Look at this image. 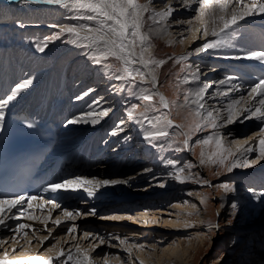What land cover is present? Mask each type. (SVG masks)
<instances>
[{"label":"rangeland","instance_id":"1","mask_svg":"<svg viewBox=\"0 0 264 264\" xmlns=\"http://www.w3.org/2000/svg\"><path fill=\"white\" fill-rule=\"evenodd\" d=\"M245 2H249V0H245ZM193 4L195 3L193 2ZM63 9H67V8H63ZM190 10L191 11H189L190 13L188 15H191L192 17H197V13L195 12L196 7H193V9L190 8ZM201 12L203 13L209 12L210 19H212L213 10L211 9V6H202ZM90 14L92 13L88 12L87 10H84V12L80 16L86 17L87 15ZM69 18L76 20L77 22L60 23L59 18L55 19L56 22H48L45 20L33 21L31 19H28V17L24 18L23 21L20 19V17L15 19H10L9 21L0 20V44L4 42L3 40L5 37L11 39L6 42L9 41L10 43L11 41L15 42V38L17 37V34H19L20 32V35L18 36L16 41V47L19 49H24V51H29L28 49L25 48L30 47L35 51L34 53V51L32 50L35 55L39 54L37 55V57L45 60V63H43V65L40 67L41 68L40 71L45 75L47 73H50L52 71V68L54 69V67L57 64V59L60 56V54L59 56H57L58 53L62 52L67 42L73 36L65 32L61 34L59 39L48 40V37L54 36L57 32H60L61 29L64 28L65 26L79 27L80 25H84L78 23V18H72V17ZM251 20L254 23L256 22L257 26H264L263 24H258V22H260L258 16L247 17L245 21H243L242 23L243 25L239 24L236 26V30L232 34L228 45H224L214 50H206L205 52L198 54L192 53V55L189 56L187 60H183L180 63H177V60H179L181 57L187 56L190 53L189 51H183V48L185 47V45H187L186 40L190 38V32L182 33L180 31H174L172 37L170 36H167L166 38L158 37L159 38L158 39L155 38V36H153L152 34H150L149 30L148 31L143 30L144 32L148 33L151 36V44L153 45L147 52L144 53V56L146 58L155 57L157 59H163L166 61V63L162 67L156 69L155 74L157 77L159 76L158 84L160 82V86H161L160 88L168 95L169 101H175V103L170 106V109L161 108L160 112H150L147 114L149 117H155L160 115L161 113H168V119H170L173 122V126L167 129L170 134L169 138L167 140H159L154 142L158 147L161 144L164 145L162 148H160L161 150H158V153L165 154L166 158L162 162L158 163L157 161H154L152 157H149V154L147 155L145 151L142 152V150L139 148L140 145L138 146V144L136 143L139 138L135 139L136 132L133 129H135L134 127H138V124L136 125V122L128 119L127 112L131 108V105L139 104L140 107L136 109L137 119H143L139 115V113L144 111V102L136 98V96L139 94L138 88H132L130 90L126 82L124 81L121 82V80H117L114 78V75H118L119 73H114L113 71H109L108 73H106V75L102 80L88 82L87 86L90 92H92L90 93V95L93 97V101L96 103V101L99 100L100 102L97 104H102L101 107H98L94 110L90 109L91 111L89 109L85 110L84 107H87L85 105L87 104L88 106H90L92 102L83 104L81 102H78L79 100H77L76 98H72L71 100H73L75 104L77 103V105L83 106L84 109H82V107L79 106L80 109L75 110V108H72L71 110L73 111V114H75L76 117H78V115L80 116L81 113L85 114L86 112L99 114L104 109H111L113 103H115L114 104L116 105L115 110H117L118 112L116 121L114 125H112L110 131L105 134L106 137L104 136V139L103 137L101 138V142H104L106 140L112 142L115 140L114 144L116 143V146L117 145L120 146L123 144L120 143L122 142L121 141L122 138H124L125 136H126L125 138H127L129 136L127 139L123 141H125L126 143L130 141L131 146H125L122 148L117 146L120 149H125V151L126 150L128 151L127 152L128 158L123 163L126 171L118 175L124 176L126 178L140 179L141 183H139V185L134 187H137L138 190H141L143 192L146 191V193L145 194L136 193L134 194L135 198L141 199L142 201L147 199L148 200L151 199V200L147 203L132 202V204L130 205H125V203L120 202L113 206L104 207L101 206V203L105 204V201L98 203L97 200H91V199L88 200L86 198H81V196H79V202L84 200V202L80 203V206L82 208L81 211L78 210V212L81 213L80 217H82L83 219L64 220V225H63L70 227H72L74 224L77 225V227L75 226L76 227L75 232L69 233L67 231V228L64 227L58 228L59 226H54L53 223L55 220L50 221L49 225H47L50 226L48 230V228H45L46 224L48 223V220L45 218V220H47L45 224V220L41 219L39 221H44V223L42 225H40V223H36V227H35L37 229L36 231H34V224L29 225V228L32 229L35 233H29L28 235L21 236L20 234H17V232H14V235L8 236L7 238H3L2 240L8 245L5 246L0 245V257L4 256V252L7 253V251H10L11 253L13 252L12 254L16 256V259L20 258L23 259V261L26 262V264H32L33 260L39 261L36 256H33L34 255V253H32V250L34 249L32 247L33 245L38 246L36 251L35 249L34 251L39 256L40 254H43L42 251L43 250L45 251L47 248L58 250L59 247L62 246L67 247L70 244H72V246L68 247V249L65 251V255L63 257L56 259V256H54L53 264H65V262L66 264H75L74 262L75 258L76 257L79 258L83 253H88V255L91 257L90 264H105L104 257H106L107 255L116 254V253L113 254L110 253L112 252L110 251V249L112 248H118L119 250L117 251L119 255L125 256V258H123L124 264H140V262L143 261V257L141 256V254L146 252L148 248L149 249L151 248L152 251L155 250L154 253L158 254L160 253L159 250L163 246H165V244H168L169 242H172L177 238L184 239L191 234H192L191 236H193L195 235V232H197L196 234L198 233L199 234L205 233V234L203 237L200 236L201 238L194 237L193 242L195 243L194 244L195 247H191L189 248V250H185L181 248L180 249L181 256L179 257L177 255V259L174 258L167 260L166 257H163L165 259L161 260L162 264H225L226 262L227 264H262L261 258L264 257V252L262 251L260 254H258V252L260 246L264 247V245L261 243L262 241L259 242V239L261 240L264 239V197H262L260 203L258 202L259 203L258 206L260 208L259 207L252 208L250 212H246L244 209H242L244 208V206L246 207V204H244L245 203L244 200H242V202L239 203L236 202V199L238 196L239 197L241 196L243 197L241 199H244L245 193L250 191L249 188H254L256 186L255 184L244 183V181L241 180V178H238V176H241L243 172H248L250 170H255L256 168H261V167L264 168V160L262 161V163H256L251 167L241 166L234 168L231 172L227 171L226 166H221L219 164L212 163L211 161L201 165L200 160H201V152L203 151V145H201L199 141L206 138L209 135H214L213 131H215L216 129H213L210 126H205L201 131L190 132L192 125L199 118L195 117L192 111V109H194L196 106L195 105L187 106L185 105V101H184V96L187 94L188 90H192L191 87L192 84L189 77L192 76V72L194 71L195 66L198 65L199 69L203 71H212V72L216 68H219L218 70L221 72L219 78L216 76L214 78L209 76L205 81V83L208 82L212 83V86L214 84H216L217 86L220 80H224L225 78H227L230 72H228V69L226 68L224 69V67L228 66V61L224 62V60L230 57L232 58L234 56L235 57L244 56L243 52H239V50L237 53L234 54L229 49L232 46H237V47L240 46L239 42H236L235 39L238 37L242 39L247 36L252 26ZM96 24L97 21H94L93 26L95 27ZM24 31H28V33H33L31 34L29 40H28L29 36L21 34ZM173 37H175L176 39ZM212 39H216V37H213L211 35L201 45ZM166 41L172 42V44L167 43ZM44 43H47V47L43 51L45 52V54L41 53L38 50V45H43ZM86 43L87 42H83L79 45V47H77V54L75 60L78 62L79 65L78 67L80 71H84L85 67L90 68L91 66L93 69L92 68L89 69V77L94 78L96 73L98 74L99 71L103 69L104 64H113L119 67V62L111 57H109L107 60L102 61L101 64L94 63L90 57L95 51L93 52L91 51L93 49L92 47L84 46ZM192 44L194 43H191V45ZM137 47L140 49L139 45ZM238 53H240L241 55ZM97 55L99 54L97 53ZM207 56L209 58L210 56L214 58L217 57L219 60L206 65L201 64V60ZM185 65H192L193 67L186 68L185 71H181V68L184 67ZM136 66L137 64L134 65V67ZM185 78H187L188 83H184ZM79 81L82 80L79 79ZM102 81L108 83L109 86H111L112 89L108 93L102 90L103 84H100V82ZM136 83L140 87H144V88L151 89L152 87H155V85L150 83L149 79L148 81H145L143 84H141L139 80H137ZM114 86L121 90L116 91ZM250 89L251 87H248V89L241 91L239 90V88L237 89L234 88L233 86L224 85L223 89H221L222 90L221 93L229 94V92H231V94L236 98V100L241 101L240 104L237 105L238 107L248 99H249L248 102L251 101V98L248 96ZM130 92H135L136 95H132L130 94ZM106 97L108 99H106ZM241 97H243L242 100ZM156 100L157 101L159 100L158 96L156 97ZM223 102L225 104V102L227 101H223ZM205 110L206 109H202L201 111H205ZM213 115L217 118V123L220 124L222 121L219 120L218 114L216 113ZM246 115L247 113H245V116ZM93 116L94 115H92V117ZM96 116L99 117L100 120H103L105 118V116H99V115ZM241 117L244 120L243 124L246 125V129H242V130L240 129V131L244 133L242 135L243 137H246L250 135V133L255 131L256 133L259 132L258 130H260V127L252 126V122L255 121L254 119L255 117L251 119H245L244 116ZM70 118L71 117H68V119L64 120L65 125L67 126L69 125V129L71 128V130L68 129V131L65 132L64 134L65 138L63 139V141L66 140L67 142L65 141V143L63 144L61 143L63 145V147L61 146L62 148H67L68 146H69L68 148H70L75 145V142L77 140H79L75 135L76 132L74 133L73 131L74 130L73 127L70 124H66V122L69 123ZM121 121H123V123H121ZM119 123L120 125L117 126ZM176 125H183L184 127L182 128L175 127ZM116 128L119 129L122 128V133L117 134L118 132L113 130ZM114 131L115 133L117 132L116 135H113L111 133V132L114 133ZM182 132H190V135L188 137L189 143L187 147H184V145L182 144V141L185 139V137L181 135ZM108 134L110 135L108 136ZM65 135L68 137L67 139ZM114 136L117 138H115ZM72 137H74L76 141ZM118 139L120 140V142H118ZM172 140H176L177 143L172 146H169ZM73 143L74 145H72ZM146 144L147 146L150 147L151 150L153 151L156 150V147H154L152 144H149L147 141ZM134 145H136V147L132 148ZM210 146L212 147V149H214L215 143L213 142L212 144H210ZM224 146L226 148H230L231 151L234 153V155L230 157L229 160L226 162L229 165L234 159H239L241 162H243L244 160H253L258 155V150L255 149L254 151L248 153V155H244L243 157L239 158L237 156L238 155L237 152L241 149L240 146L239 148L234 147L233 144L230 143V140L225 141ZM117 147L114 146L112 147V149L114 148L116 149ZM177 148H183V150L177 151L176 150ZM136 150L137 153H134ZM181 152L184 153L185 158L180 155ZM113 153L116 154V152L114 151ZM130 158L132 159L131 162L129 161ZM169 159L176 161L177 167H183L189 163L195 166L192 167L191 169L185 167V172L182 175L186 176L187 179H184V181L181 182L175 179V175H176L175 169L172 166L167 165L166 161ZM111 161L113 162V160ZM98 162L99 163H97L96 165L91 166L87 169V170L94 169L95 173H89L86 176L89 175L102 176L103 175L102 172L110 170L107 167L111 162L110 163L104 162L102 157L101 159L98 160ZM131 163L133 164V166H131ZM205 180L208 181L207 184L200 182ZM239 180H240V186H237L236 182H239ZM224 183L231 184L235 190L226 192L223 188L219 187V185ZM181 186L184 188H182ZM161 188L165 189L166 191L168 190L167 192H169L171 196H162L159 197L160 200L158 199L155 201L154 199L157 197H152V196L158 195L155 194L156 192L166 193ZM260 188L261 187L256 186V189H260ZM170 189H172V191H170ZM186 190H189L191 194L190 192L186 193ZM198 193L203 194L205 198L201 200L200 197L197 195ZM68 195L69 194L60 197L54 196V198L55 201H57V200H61L62 198H67ZM225 195L230 196V198L228 199V201H226V203H224ZM166 197L168 199H166ZM111 198H113V196H111ZM230 200L232 201L228 205V202ZM123 201H127V200H123ZM175 203H177L176 205H178L179 203L182 210L178 208L174 210H172V208L170 209V207L175 205ZM83 204H88V207L90 209H84L85 211L83 212V208H84L83 206H85ZM232 204L238 206L233 208ZM239 205H242V208L239 207ZM96 208H98L99 211L96 212L94 215L91 214L92 213L91 210L93 209L95 210ZM161 209H165V210L167 209V211L171 212V214L161 212V213H157L156 217H153V215H151L152 212ZM118 213H123V214L125 213V215H127L128 217L123 219L103 218V217L114 216V214L118 215ZM52 214L53 212L47 215V217H51ZM145 214H148V216H145ZM25 217H27V214ZM77 217H79V215ZM129 217H131V219H129ZM165 217L171 219V221L164 222L163 220H165ZM156 218L157 220H155ZM182 220L186 221L189 226H187L186 229L184 228L180 230L175 229L174 232H170L171 228L167 226H174V225L177 226L178 222H183ZM216 225H218V227H215ZM180 226L182 227L183 225L179 224V227ZM77 229L79 231H77ZM232 231L235 232L233 233ZM245 231H248L246 232L249 233L248 236L247 235L243 236V233ZM85 232L92 233V235L84 236ZM29 235H32L33 237L31 238ZM116 236L120 237V239L126 240L125 244L132 241L139 244V246L137 247L135 246L136 248L132 249V251H129L125 247L126 246L125 244H120L119 240L113 239V237ZM99 237L104 238L105 242L103 244L99 243L100 242ZM202 238L203 241H201ZM254 239L256 240L254 241ZM152 242L158 244L157 249H153V245H151ZM82 243H86V244L83 245ZM233 243H236V247H234V249H232L231 247ZM80 244L82 246H80ZM249 244L251 247H249ZM52 245H55V247L53 248ZM78 248L79 251H77ZM22 249L25 250L24 253H21V251H23ZM70 253L74 256V259L70 261L67 260L65 262L58 261L63 258L66 259ZM156 254H151V256L146 257V261H143V264H158L157 263L158 257L156 256ZM8 258L10 259V256L5 259L9 260ZM108 262L109 264H114L112 260H108Z\"/></svg>","mask_w":264,"mask_h":264},{"label":"bare ground","instance_id":"2","mask_svg":"<svg viewBox=\"0 0 264 264\" xmlns=\"http://www.w3.org/2000/svg\"><path fill=\"white\" fill-rule=\"evenodd\" d=\"M139 2L144 4V3H147V0H139ZM193 2L195 4H193ZM247 3H249V2H245V4H247ZM169 6H171L175 10H174L172 16L169 17L166 22L165 21H159L158 23H153V21L151 19H149V17L152 15V12L149 11V13L148 12L145 13L144 15H145L146 24H145V27L143 30H146V31L149 30L150 34L155 36V38H158V37L166 38L167 36L172 37L174 31H180L182 33L190 32V38L191 39L189 38L188 40H186L187 45H185V47L183 48V51H189L190 53L194 54L195 53L194 49L201 47L202 46L201 44L203 42H205L208 37L211 36L212 29L214 27L219 29V27H221V23H220L218 17L224 13L220 12L219 5H217V4L211 5V9L213 10L212 19H210V13L209 12H206V13L201 12L202 5L200 3V0H191V2H188V0H153V3L151 5H149V8L155 9L156 11H162V10H166L167 7H169ZM234 6L235 5H229V12L231 11L232 7H234ZM193 7H196L195 12L197 13V17H199V18L192 17L191 15H188L190 13L189 11H191L190 8L193 9ZM240 7H242V6H240ZM63 8L64 7H62L60 5H49V4L34 2V0H20V1L0 0V20L1 21H3V20L9 21L10 19H15L18 17H20V19L23 20L24 18L28 17V19H31L33 21H44L45 20L48 22H56L55 19L59 18L60 23H66V22H70V23L75 22L76 23L77 22L76 20L69 18V17H72V18H78L79 24H84V25H88V26L90 24V27H94L93 26L94 21L84 19V18H82L83 16H80L84 12L83 9L72 10L69 8H67V9H63ZM199 13H201V14H199ZM86 14H88V13H86ZM184 16H186V17H184ZM253 16H258V19H260V22H258V24L264 25V15L258 14V15H253ZM248 17H251V16H248ZM214 19H215V22H213ZM245 19L240 21L239 24H242L243 21H245ZM189 21H191V23H189ZM205 27H207V29H208L207 35L204 34ZM150 29H152V30L161 29V31H159L157 33L155 31H150ZM254 30L260 31V28L258 27V28H255ZM173 38H175V37H173ZM73 40H75L74 37H72L67 42V44L63 48L62 52L60 53V56H59V59L57 60L56 66L54 67V69H52L51 73H49L50 76H48V77H50V78H47V79H45L44 74L39 70L40 67L43 65V63H45V60L42 58H38L37 55H35L32 50L31 51H24V50L21 51V50L16 49V47H14L12 45L10 48L11 49L10 53H13L15 55V59L11 58V59L7 60V59H3L4 54H6L5 49L0 48V63L3 64V66H4L3 71L0 74V77L2 76V79L4 82L0 85V90H2V93H3V95L1 97H3V99H7V97L9 95H12L13 89L16 87V85L19 83H22L24 80L31 79L33 81V83L30 86L21 90L17 94L16 99L9 101V103H19L18 106H9L7 104L2 108V111L4 112V114L8 113V111L10 109H14L16 111H22L23 110V112H25L27 110H33V111L36 110L37 112L45 113L44 119L47 122H51L52 124L57 126L58 131H59V135L61 138V135L63 133L65 134V129L63 130V128H65V126L63 125L64 116H67L65 113H70V111H71L70 108H75V110L80 109L79 105H77V103L75 105H71V102H68L69 99H71L70 96L76 95L75 92L77 89H79V99L76 98L77 100H79L78 102H81L83 104H86L88 102L89 103L92 102V104L90 106H88L87 104L85 105V106H87V107H84L85 110H87V109H89V110L93 109L94 110L98 107H101L102 104H97L93 101V97L90 95V93H92V92H90L87 85H88V82L102 80L104 78V76L106 75V72L103 68L99 71L98 74L96 73L94 78H90L89 77V69L92 68L91 66H90V68L85 67L84 71H80L79 67H78L79 66L78 62L75 60L76 59L75 57L77 54V47H79V45L83 42L80 40H76V42L74 43ZM235 40H236V42H239L240 48L237 46L230 47L229 50H231L232 53H234V54L237 53L238 50H239V52H243V55L244 54L247 55L248 51H251V52L252 51H263L262 49L264 48V44L258 46L259 44H256V42L253 41L254 40V34L251 35L250 33H248L246 37H244L242 39L238 37ZM192 41H194V42H192ZM167 43L172 44V42H167ZM191 43H194V44L191 45ZM92 48H93L91 50L92 52L96 51L95 47H92ZM136 52H137V54H139V52H140V49L138 47H136ZM238 54H240V53H238ZM245 57L246 56H237V57L234 56V57H232V58L230 57L228 59L224 58L225 59L224 62L228 61V66L224 67V69L226 68V69H228V72H230V74H228L227 78L224 79V80H226L225 84L219 83V84H217V86H216V84H214L212 86V83H209V82L205 83V81L207 80V78L209 76H211L213 78L215 76L218 78L220 77L221 72L218 70L219 68H216L215 70H213V72L212 71H203L200 69L201 71H199V73H197V75H199V80H194L192 76L189 77L191 80V84H192L191 85L192 90L203 87L205 84L210 85V87L207 88L205 100L202 101V103H205V109L206 110L215 109V111H213V114L217 113L219 120L222 121L219 124L221 126L216 128L215 131H213L214 135L216 133H219L220 135H222L224 137V140H223L224 145H225V141H229V140L231 141L233 139L239 140L240 141L239 144H233L234 147H238V148H239V146L241 147V149L237 152L238 155L236 154L239 158L243 157L244 155H248V152L244 151V149L248 146H252L254 148V150L257 149L259 152L258 141L260 139V136L254 135V133H256V131L252 132V133H250V135L246 136V137H251V138L248 139L247 142L245 143L246 137H243L242 135L244 133L240 131V129L241 130L246 129V125L243 124L244 120L242 119V117H240L239 120L234 119V122L231 124L226 122L227 117H228L227 108L233 100H236V98L231 94V92H229V94H222L221 89H223L224 85L233 86V87L235 85H239V90L244 91V90L248 89V87L252 88L256 83L259 82L260 79H264V62L259 61V63H254L253 62V61H255L254 59L249 60V59H246ZM216 58H214L212 56H210V58L208 56L204 57V59L201 60V64L206 65V64L213 63L214 61L219 60L218 58L217 59ZM245 61H249V62H245ZM250 61H252L253 63H251ZM91 65H92V63H91ZM137 66L141 67L139 64H137ZM144 70L147 71V69H144ZM239 71H242L244 73H245V71H249V74L246 77L239 76ZM16 73H17V76H14ZM158 77H157V83L155 84V87H152L151 90L154 92H159V93L163 94L169 100L168 95L160 88L161 87L160 82L158 84V81H159ZM229 77H231L232 79L229 80L228 79ZM79 79H81L82 81H79ZM148 79L150 80L151 78L149 77ZM77 81H79V82H77ZM247 83H251V85L246 86V85H248ZM100 84H103L102 90L106 93H108L112 89L111 86H109V84L105 83L104 81L100 82ZM85 93H88V94L85 95ZM25 94L30 96L29 100H27V101L21 100L23 98V95H25ZM34 98L36 99L35 102L32 100ZM72 98H73V96H72ZM106 99H108V98L106 97ZM190 99H192L191 96H190ZM257 99H259V97H257ZM248 100L244 101L242 103V105L237 107V109L242 110L246 107H254V106L258 107L259 106L255 100L251 99L250 102H248ZM223 101H227V102H225V104H224ZM50 102H51V104H50ZM52 103H54L55 105H52ZM72 103H74L73 100H72ZM114 104L115 103H113L111 109H109L108 114L105 116V118L103 120H100V118L97 117L96 115H94L92 117L89 115L88 112L85 113V111H84L85 114L81 113V115L80 116L78 115V117H76L75 114H73V116L71 117V120H76L77 122L76 123H67L66 122V124H70L74 129L73 130L74 133L76 132L75 135L77 136V139H79V140L76 141V139L74 137H72V138L75 139V141L77 142V143L76 142L75 143L79 146L77 148H72V149H68V150H64V149L58 150L57 148H54V151H56L57 157L62 156V154L65 152H69V153H78V152L80 153L81 152L83 154L84 152H87V151L90 152L91 151V152H93L96 161H98L102 157L104 162L110 163V160H112V159L108 160V158L113 156V154H112L113 150H118L119 152H118V154H116V157L114 158V160L118 159V162L115 164H112V165L109 164L111 166V170L102 172L103 173L102 176L96 175V176L90 177L89 179L95 178L96 180H105V179H107V180H124V181H127V183H121V184H116V185L97 186L94 188V195H92V196H89L87 194V192H85L83 189H81V190L76 191V192H64V191H60V192H56V193L52 192L51 197H54V196L60 197V196L69 194L70 196H72V200L74 201V203H77L76 199L79 196H81V198H86L88 200L89 199L97 200L98 203H100L103 200H105L106 198H111V196H113V198H114V197H117V195L118 196L119 195H127L126 196L127 198L123 199V200H127V201L121 202V203H125V205H130V204H132V202L147 203L151 200V199L150 200L147 199V200L142 201L141 199H136V198L131 199L134 196V194H136V193H139V194H145L146 193V191L143 192L141 190H138L137 187H134V186L139 185V183H141L140 179L126 178L124 176L118 175L121 173V169H120L121 163H124V161L128 158V155H127L128 151L127 150L125 151V149H120V148L125 147V146H131L130 141L129 142L127 141L128 143L123 141V140L127 139L129 136L127 138H125L126 136L124 138L121 137L122 140L118 137L122 141V142H120V140L118 139V142L123 143L120 146L117 145L120 148H118L116 146V143L114 144L115 140L112 142H109V140L101 142V138L103 137V139H104L105 134L110 131L112 125H114V123L116 121L118 112H116V110H115L116 105H114ZM44 106L50 108L48 110V112H46V109L44 108ZM80 107H82V109H84L83 106H80ZM90 113H92V112H90ZM70 116H71V113H70ZM94 119H97L99 122L93 123L92 121ZM119 125H120V123L117 126H119ZM136 125H137V123H136ZM261 125H262V122L259 120L255 119V121L252 122V126L261 127ZM68 127H69V125H68ZM134 128L135 129H133V130L136 132L135 139L139 138L136 143L138 144V146L140 145L139 148L142 150V152L145 151L146 154L147 155L149 154V157H152L154 161H157L158 163L162 162L166 158V155L158 153V150H161L160 149L161 147L157 146L158 148L156 147V150L153 151L150 149L149 146H147L146 141L144 140V131L146 128H150V125L148 124V122L147 121L144 122L143 126L138 124V127H134ZM69 130H71V128ZM113 130L117 131L118 132V133L116 132L117 134L122 133V128L121 129L116 128ZM73 131H70V132H73ZM258 131H260V130H258ZM111 133L113 134V132H111ZM109 135L110 134H108V136ZM123 135H125V134H123ZM63 137H64V135H63ZM67 138L68 137L66 136V139ZM115 138H117V137H115ZM65 141H63V139H62L60 144L65 143ZM69 142H70V140H69ZM72 145H74V143ZM114 146L117 148L116 149L114 148L113 150H111V148ZM62 147H63V145H62ZM64 147H66V146H64ZM134 147H136V146L134 145L132 148H134ZM67 148H65V149H67ZM203 151L206 153H212V152L216 151V148L214 147V149H212V147L210 145H203ZM120 152H123V154L122 153L120 154ZM180 155L185 158L184 153L181 152ZM57 157H55V161H57ZM68 161H69V159H68ZM262 161L263 160H260L258 163H262ZM100 165H103V164H100ZM88 166L89 165H86L84 167V169ZM105 167H106V164H105ZM119 170H120V172H119ZM88 173H95V171L88 172ZM230 174H233V173H230ZM86 175H87V172L85 173L83 170L81 173H76L71 178H74L76 176L87 177ZM184 177H186V176H184ZM238 178H241V180H243L244 183H248V184L251 183V184H255L256 186L261 187L260 189H256V186L254 188H249V190L251 189V191H248L245 193L244 199H241V198H243L241 196L240 197L238 196L236 199V202H239V203H241L242 200H244V202H245L244 204H246V207L244 206V208H242V205H239V207L244 209L246 212H250L252 208L259 207L258 205L261 201V200L258 201L257 199L254 198L255 194L264 193V168L261 167V168H256L255 170H250L248 172H243L241 174V176H238ZM62 181L63 180H59L58 182H62ZM236 184H237V186H240V180H239V182H236ZM176 188H179V187H176ZM182 188H184V187H182ZM162 190L165 191L166 193L156 192L155 194H158V195L152 196V197H157L154 199L155 201L158 200L159 197H162V196H171L169 194V192H167L168 190L167 191L165 189H162ZM189 190H186V193H189L190 192ZM170 191H172V189H170ZM190 194H191V192H190ZM197 195L200 197L201 200L205 198V196L201 193H198ZM229 198H230L229 195H225L224 196V199H225L224 203H226V201H228ZM166 199H168V198L166 197ZM62 200H66V198H62L61 200H57V201L59 202ZM161 200H162V198H161ZM231 201L232 200H230L228 202V205L231 203ZM176 204L177 203H175V205L171 206L170 209L172 208V210H174V209L178 208V209L182 210V208L180 207V204L179 203H178V205H176ZM121 205H123V204H121ZM48 206H51V204H49ZM236 206H238V205H236ZM258 209H257V211H258ZM166 211H167V209L166 210L165 209L157 210L155 212H152L151 215H153V217H156V214L161 213V212L171 214V212H169V211L166 212ZM114 216H118V217L123 216L122 219L128 217L127 215H125V213L124 214L118 213V215L114 214ZM145 216H148V214H145ZM15 217H17V215ZM132 217H135V216H132ZM160 217H161V215H160ZM19 218H21V217L18 216L16 219H19ZM155 220H157V218ZM163 221L164 222L171 221V219L165 217V220H163ZM174 222H176V221H174ZM179 224H182L183 226L179 227ZM75 226L77 227V225H75ZM174 226H176V225H174ZM174 226H167V227L171 228L170 232H174L175 229L176 230H180L183 228L186 229V227L189 225L187 224L186 221H183V222H178L176 227H174ZM232 232L234 233L235 231H232ZM246 232H248V231H245L243 233V236L249 235V233H246ZM196 233L197 232H195V235H193V236H191L192 234L188 235V236L186 235L187 238H184V239H182V238L178 239L177 238L176 240L169 242L168 244H165V246H163L159 250L160 253H158V254L154 253L155 250L152 251L151 248L150 249L148 248L146 250V252L141 254V256L143 257V261H146V257L151 256V254H156V256L158 257V261H157L158 264H162L161 260L165 259L163 257H166L167 260L174 259V258L177 259V255L179 257L181 256V253H180L181 248L185 249V250H189V248L195 247V245H194L195 243L193 242L194 237L201 238L200 236L203 237L205 234V233L204 234L203 233L196 234ZM29 236L31 238L33 237L32 235H29ZM255 240L256 239H254V241ZM14 241H16V240H14ZM201 241H203V238L201 239ZM27 242H29V241H27ZM259 242H261L264 245V239L263 240L259 239ZM33 243H34V241H33ZM82 244L84 245L86 243H82ZM0 245L5 246L8 244L4 242V243H0ZM125 245H126L125 247L129 251H132V249L139 246V244L132 242V241H130L129 243H127ZM151 245H153V249H157V247H158L157 246L158 244L155 242H152ZM71 246H72V244H70L67 247L62 246V247H59L58 250H53L52 248H47L45 251L44 250L42 251L43 254H40L38 256L35 252L36 249L38 248V246L33 245L32 247L35 249V251L33 249L32 253H34L33 256H36L38 258V260H44V259H47L49 257H51L53 260L54 256L57 257V255L61 249H63L65 252L68 249V247H71ZM80 246H82V245L80 244ZM8 247H10V246H8ZM29 247H30V244H29ZM231 247H232V249H234V247H236V243H233L231 245ZM249 247H251L250 244H249ZM262 247L261 246L259 247L260 249H259L258 254H260L262 251L264 252V247L263 248ZM48 249H51V250L49 251ZM22 250L23 251H21V253H24L25 250L24 249H22ZM117 250H119V249L118 248L110 249V251H112V252H110L111 254H113V253H116V254L107 255L106 257L108 260H112L114 262V264H121V261L124 260L123 258H125V256L119 255ZM12 253L10 251H7V255L0 257V259H5V258L10 256V259L9 258L8 259L11 261H17V260L23 261V259H20V258L16 259V256ZM179 253H180V255H179ZM247 253H248V250H247ZM256 254H257V252H256ZM41 255H43V256H41ZM257 257H258V255H257ZM77 258L78 257H76L75 260ZM67 260H68L67 258L66 259L63 258V259H60L58 261L65 262ZM75 260H74V262L76 264ZM261 263L264 264V257L261 258ZM225 264H227V262Z\"/></svg>","mask_w":264,"mask_h":264},{"label":"snow or ice","instance_id":"3","mask_svg":"<svg viewBox=\"0 0 264 264\" xmlns=\"http://www.w3.org/2000/svg\"><path fill=\"white\" fill-rule=\"evenodd\" d=\"M34 2L49 4V5H60L64 8H71L76 10H87L92 13L91 15H87L86 17H82L84 19L90 21H97L95 27H90L88 25H80L76 26H65L61 29L60 32H57L54 36L48 37V40L59 39L62 33H68L71 36L75 37L73 42L76 40H80L82 42H87L84 46L86 47H95L96 51L90 57L94 63L101 64L102 61L107 60L109 57L119 62V67L113 64H104L103 68L105 72L113 71L114 73H119L118 75H114V78L117 80H121L126 82L129 89L138 88L139 94L136 98L140 101L144 102V111L139 113V115L143 119H137L136 109L140 107L139 104L131 105V108L127 112V117L129 120L136 122L143 126L144 122L147 121L150 125V128H146L144 131V140L149 144H152L154 147L157 145L154 143L159 140H167L170 136L169 131L167 130L169 127L173 126V122L168 119V113H161L155 117H149L147 114L150 112H160V109H170V106L175 103V101H169L163 94L159 92H154L150 88H144L137 85V80L141 84L145 81H148L150 77V83L155 85L157 83V76L155 74L156 69L162 67L166 61L163 59H157L155 57H145L144 53L147 52L153 45L151 44V36L144 32L143 29L146 24L145 13L151 11L152 15L149 17L153 21V23H158L159 21H167L169 17L172 16L175 9L171 6L167 7L166 10L156 11L155 9H150L149 5L153 3V0H147V3H140L139 0H34ZM191 2V0H188ZM202 6H211L213 4L219 5V10L221 13H224L218 17L221 27L219 29L213 28L211 31V35L216 37V39H212L206 43H204L201 47L194 49L195 53H202L206 50H214L218 49L224 45H228L230 42V38L232 34L236 30V26L240 21L244 20L248 16L253 15H264V0H249V3L245 4V0H200ZM229 5H235L232 7L229 12ZM242 6V7H240ZM226 14V15H225ZM158 18V19H157ZM199 18V17H197ZM215 22V19L214 21ZM191 23V21H189ZM231 30V31H230ZM150 31L159 32L161 29H156ZM204 34H208V29L205 27ZM139 45L140 52L137 54L136 47ZM47 47V43L43 45H38V50L43 52ZM97 53L99 55H97ZM192 53H189L187 56L181 57L177 60V63H180L183 60H187ZM246 59H254L261 62H264V51H252L247 54ZM139 64L141 67H134V65ZM154 66V67H153ZM192 65H185L181 68V71H185L186 68H192ZM142 69H147L144 71ZM199 66H195L194 71L192 72V77L194 80H199ZM232 79L231 77L228 78ZM33 83L31 79L24 80L22 83L16 85L13 89L12 95H9L6 100L0 102V131L3 130L5 114L2 111V108L8 104L9 101L16 99L17 94L30 86ZM184 83H188L187 78H185ZM220 84H225L226 80H220ZM179 86V85H177ZM210 85L205 84L203 87H200L195 90H188L187 94L184 96L185 105L191 106L195 105L196 107L192 109L195 117L199 118L192 125L190 132L201 131L203 127L210 126L213 129L220 127L217 123V118L213 115V110H205V103L202 101L205 100L207 88ZM235 88H239V85H235ZM116 91H120L121 89L116 88ZM88 93H85L87 95ZM132 95H136L135 92H130ZM226 94V93H225ZM159 97V100H156V97ZM192 97L190 100L189 97ZM248 96L255 100L259 105L258 107H246L242 110L237 109V105L240 104V100H233L228 108V117L227 123L231 124L235 120H239L241 116H244L245 119H251L255 117L256 120L262 122L259 133H254V135H259L260 139L258 141L259 152L255 159L253 160H244L241 162L238 159L232 160L231 164H227L226 162L230 157L234 155L230 148H226L224 146L223 140L224 137L219 133L215 135H209L206 138L199 141L201 145H210L213 142L215 143L216 151L212 153H206L204 151L201 152V160L200 164L203 165L206 162L211 161L212 163L219 164L221 166H226L227 171L231 172L234 168L237 167H251L258 163L260 160H264V79H260L258 83H256L249 91ZM259 97V99H257ZM243 97H241V100ZM100 101L97 100L96 103ZM159 105V106H157ZM109 109H104L99 114L89 113L92 115L106 116L108 114ZM245 113L247 115L245 116ZM76 120H71L69 123H76ZM93 123H98L97 119L92 121ZM123 123V121H121ZM31 126V125H29ZM175 127H184L183 125H176ZM190 132H182L181 135L185 137L182 141L184 147L188 146L189 140L188 137ZM116 133L114 132L113 135ZM251 137L245 138V143ZM176 140H172L169 146L176 144ZM232 144H239V140H231ZM161 144L159 147H163ZM177 151H182L183 148H177ZM245 152H252L254 148L252 146H248L244 149ZM167 165L172 166L175 169V179L183 182L186 177L182 174L185 172V167L191 169L195 165L189 163L183 167H177V162L174 160H167ZM201 183L207 184L208 181H200ZM121 183H127L124 180H96L95 178L89 179L85 176H76L71 179H64L62 182L50 183L48 187L44 189V191H51L53 193L64 191V192H76L83 189L89 196L94 195V188L97 186L104 185H116ZM219 187L223 188L226 192L234 191V187L231 184L224 183L219 185ZM251 191V189H250ZM264 197V193L255 194V199L261 200ZM41 199L38 196H14V197H4L0 198V226H4L6 223L5 210L11 212L12 209L18 208L20 205H24L25 201H27V207H24L22 211L25 214H28V209L32 208V201ZM51 204L52 209L60 208L61 205L56 203L54 200H46L43 202L40 207L44 205ZM233 208L236 207L235 204L232 205ZM91 214H95L94 210H92ZM81 215L80 212L69 211L68 208L63 209V220L58 216L54 221L55 224L59 225L64 222V220L74 219L75 216ZM12 219H16L15 216L10 217ZM35 219H39V217H33ZM50 218V217H47ZM46 218V219H47ZM104 219H122V217L118 216H109L103 217ZM131 219V217H129ZM43 222V221H41ZM29 227V225L20 223L16 225L15 228L11 229L13 232H22L25 228ZM215 227H218L216 225ZM69 233L76 231L75 225L69 227L67 229ZM27 235V233H25ZM92 233L85 232L84 236H91ZM113 239L119 240L120 244H125L126 240L120 239V237L116 236ZM99 241L103 244L104 238L99 237ZM0 243H4L3 240H0ZM54 248L55 245H52ZM49 251L51 249H48ZM79 251V248L77 249ZM6 256L7 253H4ZM65 252L61 249L56 257L59 259L63 257ZM68 260L74 259L72 254H69L67 257ZM91 257L87 253H83L79 258L76 259V264H90ZM105 264H109L107 257H104ZM0 264H26L24 261H11L7 259H0ZM32 264H53V260L51 257L44 260H33ZM66 264V262H65ZM121 264H124L121 261ZM143 264V261L140 262Z\"/></svg>","mask_w":264,"mask_h":264}]
</instances>
